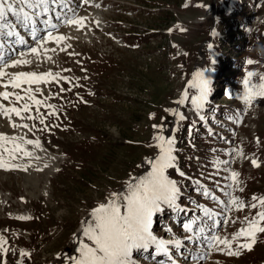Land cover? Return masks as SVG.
<instances>
[{"label": "rangeland", "instance_id": "obj_1", "mask_svg": "<svg viewBox=\"0 0 264 264\" xmlns=\"http://www.w3.org/2000/svg\"><path fill=\"white\" fill-rule=\"evenodd\" d=\"M224 1L103 0L106 6L101 7L110 12L107 24H116L111 29L116 35L98 29L92 43L78 41L57 59L56 72L62 76L63 64H73L69 73L75 81L53 88L55 104H47L55 115L38 126L47 154L60 165L47 167L49 162L41 160V170L30 173L32 161L25 159L31 163L27 173L0 172V237L3 231L21 248L15 254V244H4L0 264H74L76 258L71 259L80 254L81 243H91L81 229L93 210L113 193L127 194L134 178L151 171V159L159 155L157 137L166 128L158 129L155 121L179 106L183 85L197 72L217 74L222 112L228 107L246 110L239 86L251 92L250 112L236 148L229 147L232 156L222 152L225 143L199 131L195 144L188 143L183 151L184 168L210 179L223 162L234 161L244 189L256 192L249 203L263 200L264 0H243L231 13ZM90 19L96 23L91 16L85 20L88 27L93 26ZM88 30L75 29L74 35L83 39ZM253 157L259 166L252 164ZM255 210L254 216L263 212V205ZM242 222H252L249 213H239L229 224L230 246L238 257L227 253L210 264H264V233L257 236L254 250L240 248L238 242L246 241L240 235Z\"/></svg>", "mask_w": 264, "mask_h": 264}, {"label": "snow or ice", "instance_id": "obj_2", "mask_svg": "<svg viewBox=\"0 0 264 264\" xmlns=\"http://www.w3.org/2000/svg\"><path fill=\"white\" fill-rule=\"evenodd\" d=\"M81 2L83 4H88L89 0H81ZM17 4L24 5V7L17 8ZM58 7L62 10L67 8L64 0H0V21L6 20L8 13L14 16H22L26 22H31L33 25L43 17L42 25L44 34L41 35L33 31L31 35L33 45L29 48L31 54L40 55V49H43L45 53L48 51H56L55 48H44L45 44L52 42L56 45H60L65 41V35L56 34L59 33L61 25L73 26L80 31H83L86 27L85 18L79 17L77 10L71 8H67V12H70V15L63 11L61 14H56L55 20L59 21V24L53 23L50 19V14L54 13ZM77 7H79V5ZM26 9L31 11H27ZM7 35L11 36L12 32L9 31ZM73 55L75 54L73 53ZM48 59L51 60L52 57L49 56ZM26 63H28V61L21 59L7 61L3 55H0V78L8 75L4 71L5 68L9 66L17 67ZM249 63H251V61H249ZM66 71L71 70L68 69ZM249 75H251V73ZM22 78L26 79L29 83H48L49 78L57 80L59 77L50 71L43 75H37L35 72H22L15 76L16 82H11L10 85L5 83L2 86L4 88H8L9 86L18 88L20 86L18 81ZM196 79L197 82L193 87H198L202 93H206L208 82L203 79V73L197 72ZM245 83H247V81ZM61 91H66V89L62 88ZM0 96L6 101L9 100L10 96H14L16 101L24 99L19 94L8 91L0 93ZM29 98L33 100L36 106L42 103L41 100L32 97L31 92H29ZM185 99H187V96L177 103L183 104ZM193 103H196V101L194 100ZM30 107L29 104L25 103L22 109L12 107L4 111L6 113H14L17 117H20L21 111L29 112ZM48 107L52 106L48 105ZM0 108H2V106H0ZM50 115H55V111L50 113ZM180 118L181 120L185 119L183 116ZM28 119H32V117L29 115ZM43 122L44 121L41 120V123ZM13 127H15V124H13ZM23 127H27V125H23ZM0 139H4V136L0 135ZM12 139L15 140V137ZM157 139L161 141L158 145L160 148V155L157 159L150 162L151 171L148 175L143 178H134V182L128 185L127 194L121 196L120 194L113 193L108 203H102L93 210L91 213V221L85 222L86 226L82 230V234L86 240L91 243H81L80 257L76 260L75 264H135V252H146L153 247L157 250V255L163 254L168 256L169 264H178V261L169 254V247L165 240L158 239L151 230L154 216L173 208L185 214L187 212L186 206L181 207L178 204L181 197L180 188L174 181L165 176V170L172 167L175 162V157L172 155V141L164 140L163 137H157ZM26 143L30 145L35 143V145L39 147V141L27 140ZM165 144L168 145L167 148ZM17 150L19 151L18 145ZM23 155L30 157L31 153L24 152ZM14 158L13 156V159ZM3 166L4 165L0 163V167ZM181 175H183V173H181ZM236 176L237 173H231L232 178ZM204 195L208 196L209 193L206 191ZM117 201H120V203H117ZM231 203L238 207H243L238 200H232ZM259 203L264 205V200H260ZM250 207L255 208L256 204H252ZM122 208L123 212L121 211ZM203 215L210 219L212 217V211L206 209ZM258 217L259 221H264V212L258 213ZM194 223L195 222L192 224L186 223L183 225V231L188 240H192L196 235L193 227ZM251 223L252 227L247 230L249 238H251V233L254 231L264 233V227L257 228L255 221ZM214 227H219V225L214 224ZM199 231L201 234L204 232L202 228ZM244 232L245 230H241L240 235H244ZM211 241L213 245L217 247L219 244H223L229 249L231 248L228 240H222L216 234L211 236ZM6 243V240H0V248ZM171 246L173 248H180L183 245L181 240H176ZM240 247H246L248 250H251L252 244L240 245ZM4 251L6 252V249ZM228 254L233 255L234 253L229 250ZM21 255L27 254L21 253Z\"/></svg>", "mask_w": 264, "mask_h": 264}, {"label": "bare ground", "instance_id": "obj_3", "mask_svg": "<svg viewBox=\"0 0 264 264\" xmlns=\"http://www.w3.org/2000/svg\"><path fill=\"white\" fill-rule=\"evenodd\" d=\"M105 15L106 14H104V18H105ZM95 20H96V18H95ZM97 22V21H96ZM85 25H86V29H89L90 27H88L87 26V22L85 21ZM105 27V23L103 22L102 24H101V26H98V28H104ZM93 30V29H92ZM68 34H70L69 32H68ZM10 129H12L11 128V126H8V125H5L4 126V124L2 125V126H0V130H6V131H10ZM1 134V133H0ZM4 136V139H0V144L2 143V147H6V149L5 150H3V152L0 150V160L2 159V157H5L6 156V152L7 153H10V151H11V154H12V156H16V150H13L11 147H9L8 146V144H12V142H14L15 140H13L12 138H6L5 137V135H3ZM15 139H17L16 137H15ZM12 146V145H11ZM25 146H29V145H25ZM45 147V145L43 146L41 143L39 144V147H37V146H29V149H28V151H26V152H29V153H31V156L30 157H26V156H18L19 158H20V160L25 164V162H26V160L25 159H27V160H31L32 161V169H30V173H34V171L35 170H41L40 169V167H42L43 166V163H44V161L43 162H40L41 160H45V161H47V162H49V163H47L46 165H47V167H49V166H53V165H51V163L52 164H54L55 166L56 165H60V163H61V161H57V159H56V157L54 158V157H51V155L49 156L48 154H47V149H46V147ZM23 148H25V147H23ZM18 153H19V151H17ZM34 160V161H33ZM14 161V159H12V161L11 162H13ZM15 161L16 162H19L18 160H16L15 159ZM28 162V161H27ZM23 164V168H22V170H24L25 168H27L26 167V165H24ZM11 166H14V165H11V164H7L6 163V168H9V167H11ZM18 169H20L19 167H18ZM48 169H51V167L50 168H48ZM44 171H45V169H44ZM36 180V179H35ZM84 226H85V224H84ZM81 231H82V229H81ZM82 233V232H81ZM83 235V234H82ZM81 235V236H82ZM83 238V237H82Z\"/></svg>", "mask_w": 264, "mask_h": 264}]
</instances>
